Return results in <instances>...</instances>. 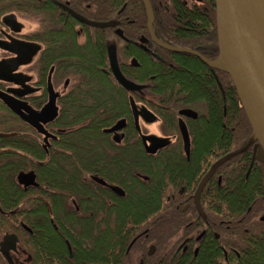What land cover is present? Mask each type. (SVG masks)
I'll list each match as a JSON object with an SVG mask.
<instances>
[{
  "label": "trees",
  "instance_id": "obj_1",
  "mask_svg": "<svg viewBox=\"0 0 264 264\" xmlns=\"http://www.w3.org/2000/svg\"><path fill=\"white\" fill-rule=\"evenodd\" d=\"M147 1L153 17L151 30L158 42L192 50L207 60L217 58L214 0H201L200 5L192 6L184 5L181 0ZM65 2L70 10L88 21H115L117 25L106 29L81 25L57 6V3ZM7 11L41 18L44 50L40 66L44 73L50 66H55V82L68 80L80 85L73 89L72 99L88 106L87 113L76 115L85 116L89 121L84 129L88 131L90 146L98 145L99 139L100 85L115 82L109 72L111 40L118 48L121 60L135 58L139 63L138 68L120 67L127 80L134 84L157 85L153 94L161 99L166 97L165 87L170 84V97L205 105L209 123L206 127L203 123L201 128L210 130L209 137L214 136V140L204 145V138H201L200 146L207 152L211 150L208 155L211 154L213 162L237 153L252 138L229 77L216 71L214 79L210 69L193 56L172 53L153 44L147 31V10L142 0H0V15ZM115 31L121 33L123 40L115 36ZM78 32L86 37L81 46L76 43ZM134 42L147 44L148 55L133 46ZM166 63L173 66L168 67ZM185 67L190 71L196 69L198 75L187 81L188 76L183 72ZM44 76L41 75L42 80ZM32 106L39 108V104ZM2 111L0 106V134L33 133L10 112ZM162 117L165 123L174 122L173 116ZM82 131H79L81 139ZM6 148L10 150L4 151ZM250 157L251 147L217 169L218 174L226 179L227 188L218 190L214 219L209 204H202L208 211L207 218L217 222L222 234L216 248H203L199 256L167 250L165 243L178 233L182 217L175 212L171 216L161 214L166 207L165 202L162 209L159 202H153L149 207L150 216L135 219L137 232L147 228L148 238L153 237L150 243L156 247V252L146 258L148 264H264V218L261 220L264 216V163L250 168ZM49 159L50 156L40 152L39 146L29 137L0 138V210L2 213L15 210L18 203L24 201V206H20L8 220L0 213V241L4 235L15 234L20 244L26 246L31 264H82L83 257H77L73 242L70 257L65 244L67 235L55 231L50 223L51 196L45 192L50 187ZM37 160L43 164H35ZM28 171L36 174L41 187L23 192L15 183V176L18 172ZM227 190L231 192L230 196L226 195ZM18 218L31 230V235L19 230L15 224ZM229 221L231 224H218ZM113 237L114 233H111L107 241L109 245ZM140 242L141 238H138L133 246Z\"/></svg>",
  "mask_w": 264,
  "mask_h": 264
},
{
  "label": "flooded vegetation",
  "instance_id": "obj_2",
  "mask_svg": "<svg viewBox=\"0 0 264 264\" xmlns=\"http://www.w3.org/2000/svg\"><path fill=\"white\" fill-rule=\"evenodd\" d=\"M181 1L187 6L200 5L202 2ZM61 5L69 9L68 3H57L62 11L67 12ZM40 19L17 11L0 15V92L7 95L17 93L14 97L35 111H40L51 96L55 102L56 117L43 125L46 134H40L12 114L0 100L2 113L10 112L33 132L1 135H11L3 137L5 139L29 137L39 146L40 152L50 156V187L45 189L51 196L50 223L55 231L67 235L65 244L69 256H72V241L77 257H83L82 264H148L146 258L156 252V247L150 243L153 237L148 238L147 228L137 232L135 219L138 216H150L149 207L153 202H159L161 209L164 207L162 203H166L162 213H158L171 216L175 212L182 217L178 233L165 243L167 250L181 255L199 256L203 248H216L222 234L217 222L207 218L208 211L203 209L202 204H209L214 219L218 190L226 187V179L218 174V168L196 197L202 179L219 160L211 163L213 157L208 155L211 150L207 152L200 146L201 138L211 134L207 128H201L203 123L205 127L209 123L205 105L170 97V84L165 87L166 97L161 99L154 96L153 88L157 85L153 83L135 84L138 87L136 91L126 90L116 81L103 83L100 85L98 107V145L90 146L88 131L84 129L89 121L85 116L76 115L87 113L88 106L72 99L75 94L73 89L80 85L68 80L55 82V66H50L46 73L40 66L44 50ZM26 20L36 24L33 31L25 29L23 22ZM85 39L83 34L77 33L78 46L83 45ZM112 43L111 40L109 49H114L115 62L121 74V66L125 69L139 67L135 58L121 60L118 48ZM133 46L148 55L147 44L144 46L134 42ZM132 60H135L136 66ZM209 69L211 77L215 79L216 70ZM109 72L112 75L110 65ZM37 104L38 109L32 106ZM162 115L173 116L174 122L169 123L171 125L165 123ZM180 122L188 137V155L180 134ZM153 126H156L154 132L149 129ZM80 129H83L82 139L79 136ZM76 132L78 134L74 136ZM143 137L166 140L167 146L149 153V150L154 149L148 140L143 144ZM250 147V168L254 164L260 166L264 163V156L259 155L256 142ZM3 150L9 151L10 148ZM35 164L41 166L43 163L37 160ZM28 172H18L15 176V183L23 192L41 187L34 172L36 187L25 188L17 182L18 174ZM230 193L227 190L226 195L230 196ZM23 204L24 201H20L15 210L3 213L0 210V213L8 220ZM222 223L231 224L230 221L218 224ZM15 224L23 233L32 234L19 218ZM111 233H114V237L109 245L107 241ZM8 235L18 239L16 251L10 253L13 263L31 264L24 243L20 244L15 234ZM138 238H141V242L134 247ZM0 259L6 264L1 256Z\"/></svg>",
  "mask_w": 264,
  "mask_h": 264
},
{
  "label": "water",
  "instance_id": "obj_3",
  "mask_svg": "<svg viewBox=\"0 0 264 264\" xmlns=\"http://www.w3.org/2000/svg\"><path fill=\"white\" fill-rule=\"evenodd\" d=\"M142 1L147 10L146 26L151 41L169 52L192 55L206 67L226 74L232 83L252 132V138L237 153L226 155L211 166L198 187L196 193V197H198L215 170L236 154L245 152L252 143L256 142L259 155L264 156V0H214L218 49V56L214 60H206L192 50L172 48L158 42L151 30L153 20L151 7L147 0ZM61 7L81 25L97 29L116 27L117 23L115 21L91 22L66 6L61 5ZM115 35L121 39L123 38L119 31H115ZM132 63L136 66L135 60H132ZM110 70L115 81L124 89L129 91L138 90L135 84L125 79L119 72L112 55ZM14 96H17V93L7 95L0 92V100L12 114L24 120L37 133L45 135L43 125L50 123L56 117L54 99L50 96L45 106L40 111H35L26 103L19 102ZM179 129L188 155V137L182 122L179 123ZM9 136L11 135L0 134V138ZM146 140L150 142L151 147L154 149L149 150V153H154L156 149L167 146L166 140L143 137V144ZM17 182L25 188L36 187L33 172L18 174ZM17 242L18 239L14 235H7L2 238L0 256L6 264H14L10 253L16 251Z\"/></svg>",
  "mask_w": 264,
  "mask_h": 264
},
{
  "label": "rangeland",
  "instance_id": "obj_4",
  "mask_svg": "<svg viewBox=\"0 0 264 264\" xmlns=\"http://www.w3.org/2000/svg\"><path fill=\"white\" fill-rule=\"evenodd\" d=\"M192 1L195 3H199V0H192ZM23 24L25 26V29L28 31H33L35 29V25H36L34 22H32L30 20L24 21ZM110 53L113 57H115L114 49L110 48ZM183 70H184L183 72L185 73V75L188 76V78L186 79L187 81L190 80V78L192 79L198 75V71L196 69H194L193 71H190L187 67H185ZM149 129H150V131L154 132L156 129V126L150 127ZM213 140H214V136H212V138L208 136L207 138H204L203 143H204V145H207V144L211 143V141L213 142ZM210 162L212 163L213 159ZM0 264H4V263L0 261Z\"/></svg>",
  "mask_w": 264,
  "mask_h": 264
}]
</instances>
